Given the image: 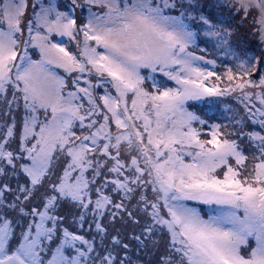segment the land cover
Listing matches in <instances>:
<instances>
[{"label":"snow or ice","instance_id":"1","mask_svg":"<svg viewBox=\"0 0 264 264\" xmlns=\"http://www.w3.org/2000/svg\"><path fill=\"white\" fill-rule=\"evenodd\" d=\"M0 264H264V0H0Z\"/></svg>","mask_w":264,"mask_h":264}]
</instances>
